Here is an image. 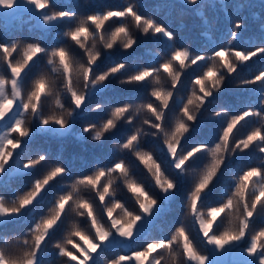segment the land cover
Segmentation results:
<instances>
[{"label":"clouds","instance_id":"obj_1","mask_svg":"<svg viewBox=\"0 0 264 264\" xmlns=\"http://www.w3.org/2000/svg\"><path fill=\"white\" fill-rule=\"evenodd\" d=\"M39 3L0 0V12L31 13L0 28V264H260L264 0ZM32 16L45 35L21 34L37 30ZM193 21L199 45L186 32ZM249 22L255 32L245 36ZM36 48L42 59L29 63ZM13 53L19 79L6 71ZM113 88L142 91L113 98ZM226 91L237 94L235 106L221 99ZM207 121H216L214 137L193 139ZM38 134L106 146L110 155L74 171L62 154L31 146ZM221 181L216 202L206 201ZM183 183L179 223L134 246ZM219 208L214 235L248 232L224 249L202 234ZM113 243L120 248L108 254Z\"/></svg>","mask_w":264,"mask_h":264},{"label":"trees","instance_id":"obj_2","mask_svg":"<svg viewBox=\"0 0 264 264\" xmlns=\"http://www.w3.org/2000/svg\"><path fill=\"white\" fill-rule=\"evenodd\" d=\"M98 4L109 3L110 0H96ZM156 0H149V3H154ZM60 6H63V0H61ZM31 16L29 10L24 8H19L15 12H10V14L5 15L0 12V28L11 30L17 27L25 18ZM31 22L37 26V30L34 32H28L27 28L25 31L21 33L25 36L32 35H45L39 31V20L38 17L32 16ZM197 21H193L190 23L189 29L186 30L187 35L193 39L195 45H199L201 40L198 35V28L194 25L197 24ZM250 27L249 30L244 34L245 36L251 35L255 32L254 26L249 22ZM224 28V22L221 21V31ZM54 31V30H53ZM7 35V31H0V36ZM46 43L51 42V35L48 34L45 40ZM141 43H144L143 41ZM118 55V54H116ZM141 89H119L113 88L110 89L106 94L112 96L113 98H119L123 95H139ZM243 95V94H241ZM226 103H231L234 106L237 104V94L231 93L230 91H226L224 95L221 97ZM95 114H91L86 116L85 119H93ZM215 126L216 121H207L205 122V126L200 131L199 135L194 134L193 139H198L201 141H209L214 137L215 134ZM121 132L124 131L122 128ZM31 146L33 148H42L44 150L51 151L53 155L62 154L63 157L69 163V166L73 168L74 171H81L86 169L89 164L94 159L106 160L110 155L106 146L101 145H85L81 142H78L71 136L64 140H56L52 137L45 135H36L31 141ZM239 159H244L243 157ZM237 161H233L232 166H236ZM28 177H24L23 180L17 181L18 184H22ZM187 187L186 183H183L179 187V191L177 192L175 198L169 201H162L164 207L160 213H158L155 218L140 231V234L137 236L136 240L133 241L134 246H140L145 239L149 238H162L164 234L176 223L179 219V214L181 212V204L184 197V192ZM219 184L216 188L213 189L212 195L218 192ZM123 198V197H121ZM18 227H22V225H18ZM120 245L113 243L108 246L107 253L111 254L112 252L118 251ZM54 258V253H49L46 256V260H51Z\"/></svg>","mask_w":264,"mask_h":264},{"label":"snow or ice","instance_id":"obj_3","mask_svg":"<svg viewBox=\"0 0 264 264\" xmlns=\"http://www.w3.org/2000/svg\"><path fill=\"white\" fill-rule=\"evenodd\" d=\"M36 4L38 7H41V8L43 7V5L39 3V0H36ZM149 26H151V25H149ZM161 31H162L161 28H156L157 33L161 32ZM75 38H76V34L73 33V39H75ZM74 50L78 51V49H74ZM14 55H15V53H13L11 56L8 57L10 68L6 69V71L16 73L17 74L16 79H19V76L22 75V73H19L18 67L16 65L11 64V61L14 58ZM58 55L62 56V54H58ZM42 56H43V53L41 52V50L39 48H36L33 52V55L31 57H29V63H31L33 59H37V58L42 59ZM179 58H180V56L178 54L177 59H179ZM33 71H35V69H33ZM39 83L41 85L40 91H43L42 81ZM0 95H7V89L0 91ZM16 95H19L18 91L16 92ZM12 105H13V107L16 106L15 100H12ZM245 151H247V145H245ZM257 179H264V177H259ZM243 180H247V176H245L243 178ZM217 186L218 185H215L214 188H216ZM223 186H224V181H221L219 184V189ZM258 187H260V186L258 185ZM212 193H213V190L211 191V194L206 197V201L214 203V202H216L218 196H220V190L218 192H216L214 195H212ZM244 202H245V206L247 207V197L246 196H245ZM257 207H259V205ZM223 211H224L223 208L213 209L212 220L206 222L207 227L203 230V233H202L204 239L209 244H215L216 246L220 247L221 249L226 248L230 243H238L241 239H246L247 235H248L247 228H245L244 231L242 233H240L238 236L235 234H232V233H228V232L224 233L223 235H214L213 233L216 230V224L213 221H216V217ZM248 218L253 220L254 224L261 223V217L256 214L255 210H251L248 212ZM177 223H179V221ZM177 231H179V229H177ZM253 239L255 240L256 238H253ZM257 247H258V245L256 243H252L251 248L249 249L250 254H254L253 249H256ZM261 251H264V249H262ZM188 258L189 259L197 258L196 253L189 250ZM260 264H264V257L261 258Z\"/></svg>","mask_w":264,"mask_h":264},{"label":"rangeland","instance_id":"obj_4","mask_svg":"<svg viewBox=\"0 0 264 264\" xmlns=\"http://www.w3.org/2000/svg\"><path fill=\"white\" fill-rule=\"evenodd\" d=\"M19 8H23V7H19ZM19 8H17V9H19ZM1 13H2V14H5V15L10 14V12H9V13H3V12H1ZM157 214H158V213H157ZM157 214H156V215H157ZM154 218H155V217H154ZM154 218H153V219H154ZM153 219L145 220L144 223H143V225L141 226V230H142L143 228H145V227H146V226H147V225H148ZM141 230H140V231H141Z\"/></svg>","mask_w":264,"mask_h":264}]
</instances>
